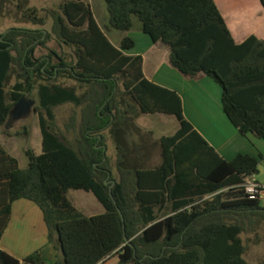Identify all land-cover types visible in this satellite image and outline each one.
<instances>
[{
    "label": "trees",
    "instance_id": "16d2710c",
    "mask_svg": "<svg viewBox=\"0 0 264 264\" xmlns=\"http://www.w3.org/2000/svg\"><path fill=\"white\" fill-rule=\"evenodd\" d=\"M13 1L19 22L37 28L0 32V132L16 104L37 91L43 154L27 150L29 167L21 169L0 142V241L13 204L28 200L43 213L55 264H108L113 256L117 264H252L245 236L264 227V203L242 184L264 157H221L186 119L181 96L149 81L143 57L125 52L135 48L127 34L136 19L169 47L176 71L221 86L224 112L241 135L264 140V41L251 35L237 43L215 0H104L110 27L124 34L119 47L85 0H66L44 16L28 0ZM7 2L0 0V15ZM39 49L49 53L38 57ZM67 105L63 132L57 110ZM158 114L176 117L178 131L158 143L145 135L132 141L141 134L136 119ZM71 190L92 193L104 213H81ZM0 264L46 263L40 251L21 261L0 249Z\"/></svg>",
    "mask_w": 264,
    "mask_h": 264
},
{
    "label": "crops",
    "instance_id": "0c3cea01",
    "mask_svg": "<svg viewBox=\"0 0 264 264\" xmlns=\"http://www.w3.org/2000/svg\"><path fill=\"white\" fill-rule=\"evenodd\" d=\"M215 1L237 43H242L251 35L264 41V7L260 0ZM95 18L102 28L96 15ZM244 21L251 22L250 27L245 28L242 24ZM102 30L105 32L103 28ZM108 33L105 32L107 37L119 47L124 34L112 38L113 33ZM127 35L135 41V48L125 54L142 56L145 77L181 96L186 119L221 157L227 161H232L239 154L258 159L260 156L264 157V140L252 135L244 137L228 119L223 108V90L219 84L206 76L197 79L184 77L171 66L169 47L163 43L155 44L140 27ZM256 180L264 185V181L260 182L257 177ZM0 249L21 261L36 251L41 252L46 264H55L58 259L57 251L48 243V230L41 209L28 200L13 204L11 219L0 241ZM117 263L116 256L108 260V264Z\"/></svg>",
    "mask_w": 264,
    "mask_h": 264
},
{
    "label": "rangeland",
    "instance_id": "374dc122",
    "mask_svg": "<svg viewBox=\"0 0 264 264\" xmlns=\"http://www.w3.org/2000/svg\"><path fill=\"white\" fill-rule=\"evenodd\" d=\"M30 7H35L41 11V15H45L46 9H56L60 4L66 0H28ZM91 5L94 14L98 18L102 28L106 33H113L115 35H123L119 31H115L110 27V18L107 10V6L104 0H85ZM18 1L10 0L7 2L3 13L0 15V32L4 33L10 28L20 27V28H37L31 24L20 23L19 14L17 9ZM135 30L141 26V23L135 19ZM52 20L48 21V25L45 27L48 31H51ZM149 37V36H147ZM150 39V38H149ZM115 40V39H113ZM50 48L56 49L58 52H62V49L58 46L56 42L49 44ZM49 52L46 49H39L37 56H45ZM66 53L71 55L70 50H66ZM67 85H73L72 82H67ZM16 83L15 76L12 77L10 83L8 84L7 91L11 93L13 86ZM29 101H33L34 105L31 110L23 115L22 117L11 115L6 126L0 132V142L6 149V151L15 157L21 169H27L29 167V157L27 155V150H31L36 156L43 154V136L40 126V114L42 109L39 104V97L37 91L32 95L25 97ZM72 106L67 105L57 110V123L59 128L65 132V123L70 117ZM136 124L141 130V134L134 133L131 137L132 141H139L140 135H145L149 141L153 143H158L159 140L164 136H173L177 131L179 122L176 117L168 115H149L146 117L139 116L136 119ZM69 139L72 137L69 136ZM108 137V136H107ZM107 144L109 146V156L114 165L116 154L115 148L110 140L107 138ZM160 162V151L155 149L154 160L152 165H157ZM114 176L117 178V172L114 170ZM260 182L264 181V159L261 161L259 166V173L256 175ZM72 204L81 213L86 216L99 215L104 212L103 207L98 202L96 197L92 193L85 191L71 190L68 195ZM245 239H249V250L246 255V260L252 264H264V227L259 230L257 234L250 236H245Z\"/></svg>",
    "mask_w": 264,
    "mask_h": 264
},
{
    "label": "built area",
    "instance_id": "2783aa9c",
    "mask_svg": "<svg viewBox=\"0 0 264 264\" xmlns=\"http://www.w3.org/2000/svg\"><path fill=\"white\" fill-rule=\"evenodd\" d=\"M242 187L251 199H257L264 203V185L260 184L256 180V176H250L246 178L245 182L242 184Z\"/></svg>",
    "mask_w": 264,
    "mask_h": 264
},
{
    "label": "water",
    "instance_id": "95a60500",
    "mask_svg": "<svg viewBox=\"0 0 264 264\" xmlns=\"http://www.w3.org/2000/svg\"><path fill=\"white\" fill-rule=\"evenodd\" d=\"M33 105V101H29L26 98H22L14 108V116L22 117L31 110Z\"/></svg>",
    "mask_w": 264,
    "mask_h": 264
},
{
    "label": "flooded vegetation",
    "instance_id": "af4514ba",
    "mask_svg": "<svg viewBox=\"0 0 264 264\" xmlns=\"http://www.w3.org/2000/svg\"><path fill=\"white\" fill-rule=\"evenodd\" d=\"M14 108H15V107H14ZM14 113H15V112H14V109H13L12 112H11V115H14Z\"/></svg>",
    "mask_w": 264,
    "mask_h": 264
}]
</instances>
